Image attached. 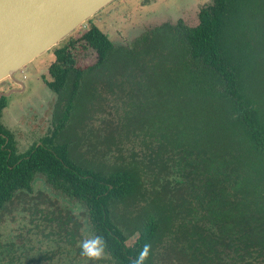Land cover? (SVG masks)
<instances>
[{
	"label": "trees",
	"instance_id": "obj_1",
	"mask_svg": "<svg viewBox=\"0 0 264 264\" xmlns=\"http://www.w3.org/2000/svg\"><path fill=\"white\" fill-rule=\"evenodd\" d=\"M88 23L51 49L45 85L56 106L31 148L19 151L0 99V264H84L79 245L90 235L107 242L96 264H131L145 243L148 264H264V0H212L195 27L178 20L151 30L169 40V61H159L169 123L83 155L61 132L83 77L121 49ZM80 43L95 51L94 66L76 67ZM107 97L118 99L110 91L102 108ZM37 180L53 196L35 192Z\"/></svg>",
	"mask_w": 264,
	"mask_h": 264
},
{
	"label": "rangeland",
	"instance_id": "obj_2",
	"mask_svg": "<svg viewBox=\"0 0 264 264\" xmlns=\"http://www.w3.org/2000/svg\"><path fill=\"white\" fill-rule=\"evenodd\" d=\"M211 2L212 0H116L92 17L91 24L97 26L115 47L121 49L117 58L109 60L104 68L83 77L70 119L61 132L64 141L71 143V147L79 148L85 155L89 149L94 152L101 150L99 147L103 145L107 147L112 137L119 134L124 136L139 129L144 136L156 135L155 129L159 124L169 123V105L163 100L169 97V89L162 88L160 82L169 80L164 65L159 62L169 61V40L157 33L150 34V31L165 23L175 25L178 20H182L188 27H195L198 24L199 10ZM89 26L86 22L65 41L69 38L78 39ZM82 45L80 43L73 51L75 64L80 69H87L96 64L97 55L93 49L82 48ZM53 58L50 50L14 75L15 80L23 83V90L8 79L0 82V92L16 91L7 97L3 122L14 134L19 151L31 148L51 129L57 99L46 87L45 81L51 80L48 69L54 62ZM147 61H155L161 67L151 69ZM130 65L141 69V72L133 71L134 68L130 69ZM161 68L165 71H161ZM110 91H114L118 99L107 97L102 108L101 97L108 95ZM159 99L162 101L160 104ZM101 109L102 112L94 115ZM92 115L94 121L90 124L97 129L102 127L101 123L105 120H112L116 124L121 117V123L119 127L101 132L89 125L88 119ZM83 144L85 145L82 146ZM33 189L35 192L44 189L53 196L41 180L33 184ZM124 216L125 221L129 220L126 212ZM135 240L136 235L127 241V246H131Z\"/></svg>",
	"mask_w": 264,
	"mask_h": 264
},
{
	"label": "water",
	"instance_id": "obj_3",
	"mask_svg": "<svg viewBox=\"0 0 264 264\" xmlns=\"http://www.w3.org/2000/svg\"><path fill=\"white\" fill-rule=\"evenodd\" d=\"M115 1L0 0V82L8 79L23 90L17 72ZM14 92H0V99Z\"/></svg>",
	"mask_w": 264,
	"mask_h": 264
},
{
	"label": "clouds",
	"instance_id": "obj_4",
	"mask_svg": "<svg viewBox=\"0 0 264 264\" xmlns=\"http://www.w3.org/2000/svg\"><path fill=\"white\" fill-rule=\"evenodd\" d=\"M79 246L80 255L85 258V264H96L97 261L103 260L107 255L105 251L107 242L100 235H90L88 238L82 239ZM151 254V243H145L138 255L131 260V264H148Z\"/></svg>",
	"mask_w": 264,
	"mask_h": 264
},
{
	"label": "crops",
	"instance_id": "obj_5",
	"mask_svg": "<svg viewBox=\"0 0 264 264\" xmlns=\"http://www.w3.org/2000/svg\"><path fill=\"white\" fill-rule=\"evenodd\" d=\"M53 61H54V58H53Z\"/></svg>",
	"mask_w": 264,
	"mask_h": 264
}]
</instances>
